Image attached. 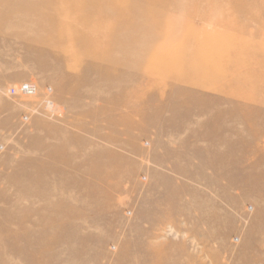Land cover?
I'll return each instance as SVG.
<instances>
[{
    "label": "rangeland",
    "instance_id": "374dc122",
    "mask_svg": "<svg viewBox=\"0 0 264 264\" xmlns=\"http://www.w3.org/2000/svg\"><path fill=\"white\" fill-rule=\"evenodd\" d=\"M27 1L0 0V264H150L158 247L264 264V0H168L150 52L121 42L127 12ZM189 54L209 74L184 82Z\"/></svg>",
    "mask_w": 264,
    "mask_h": 264
},
{
    "label": "bare ground",
    "instance_id": "6f19581e",
    "mask_svg": "<svg viewBox=\"0 0 264 264\" xmlns=\"http://www.w3.org/2000/svg\"><path fill=\"white\" fill-rule=\"evenodd\" d=\"M13 1H17V4H15L16 7H26L28 5L33 10H38L39 9V8H36V5L33 2L28 3L27 0H13ZM167 3H168V0H147V3L144 4L143 6H137V3L131 4L129 6L128 4H120L117 0H91L90 1V5L93 6V10L94 11L92 10V12L86 14L85 15V20L88 19L91 15L93 17H96V16H98L101 13L99 10L94 9V8H97V7H100V8H104L105 6L106 7H111V8L117 9L119 12L122 11V13H121L122 15H124V12H127V14H131L132 15V17L130 19V23H129L130 25L132 24V26H129V32H128L129 33V37L127 39L124 38L123 41H121L120 39H121V34L122 33L119 32L118 36H117V33L114 35V38H116L117 40L121 41L122 43L126 42V45L128 44L129 47L134 48L136 50H138L140 47H145L146 51L150 52L151 49L153 48V46L156 45V44L157 45L160 44L162 47H165L169 43V40H168L169 38L165 39V37L162 36L164 33H162V31H161L162 29L160 28V26L163 27L162 23L165 20H169L170 21V19H169L170 18L169 17L170 14L166 11ZM192 10L193 11L189 12L190 16H194V13H197V11L194 12L193 8H192ZM244 10H246L245 7H244ZM199 15H205V14H203V13L201 14L200 13ZM53 18H54V16H53ZM176 27L178 28L179 26L177 25ZM150 31H161L159 34L156 33L157 35H159L160 38L158 37L159 39L155 40L154 42L145 41L144 34L147 33V32H150ZM171 33H173V31H171ZM122 43H119V44H122ZM119 44H117L114 47H110V49L113 50V49L118 48ZM121 47H123V45ZM156 51H155V53H156ZM149 52L146 53V55H144L145 56L144 59L146 58V60H145L146 65L150 67V66H152V64L155 63V59L157 58V54L153 53L151 56H148ZM128 53L129 52H127V56H129V58H131L130 57V53L129 54ZM137 58L139 59V57H137ZM148 59H150V60H148ZM201 60L202 59H201L200 55H197L195 57V59H194V54H189L188 55V57H187V62L188 63L186 65V67H184V69H183V72L186 74V79H185L184 82L192 81L193 79H195V76H196L197 79L198 78L200 79L205 74H209L208 69L203 68V66L198 62V61H201ZM244 78H245L246 84L248 86H251L250 85V80L247 77V75ZM178 79L181 80L180 78H178ZM202 86H203L202 84H197V87L202 88ZM236 86L240 87V83H237ZM17 91L20 93V86H18ZM186 95H188V94H186ZM189 96H192V95L189 94ZM186 103L188 104V101H186L184 103V105H177V104L175 105L174 104V106H171V107L173 109H175V111H177L176 108H178L180 106L188 108V105H185ZM121 105H123V104H121ZM160 113H161V111H157L155 113V117H147L145 115H139V117H140V119L143 122L148 120V121H151V123L156 124L157 123L156 122V118L160 116ZM186 113H188V112H186ZM189 113L191 114V112H189ZM188 119L189 120L191 119V115H188ZM134 125L135 124H133V126ZM143 134L145 135V133H143ZM194 218H195V216H194ZM196 219L198 220V218H196ZM157 247H158V245H157ZM154 248H156V247H154ZM166 258H167L166 254L163 252V248L162 247H158L156 249V252L153 253L152 256L149 255V259L151 261L150 264H167ZM168 261H169V259H168ZM170 261H173V260H170ZM173 262H175V261H173ZM170 263H168V264H170Z\"/></svg>",
    "mask_w": 264,
    "mask_h": 264
}]
</instances>
